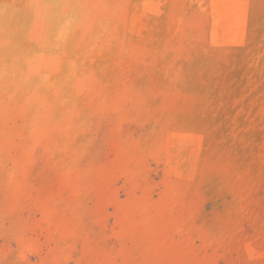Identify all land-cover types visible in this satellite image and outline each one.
Returning a JSON list of instances; mask_svg holds the SVG:
<instances>
[{"label":"rangeland","instance_id":"rangeland-1","mask_svg":"<svg viewBox=\"0 0 264 264\" xmlns=\"http://www.w3.org/2000/svg\"><path fill=\"white\" fill-rule=\"evenodd\" d=\"M82 2L24 85L0 0V264H264V0Z\"/></svg>","mask_w":264,"mask_h":264},{"label":"clouds","instance_id":"clouds-1","mask_svg":"<svg viewBox=\"0 0 264 264\" xmlns=\"http://www.w3.org/2000/svg\"><path fill=\"white\" fill-rule=\"evenodd\" d=\"M91 14L82 0H29L28 22L21 27V35L33 47L19 49L14 55V66L21 65L20 81L29 85L38 79L41 85L46 84L55 60L50 51L61 49L77 30L85 27Z\"/></svg>","mask_w":264,"mask_h":264},{"label":"bare ground","instance_id":"bare-ground-1","mask_svg":"<svg viewBox=\"0 0 264 264\" xmlns=\"http://www.w3.org/2000/svg\"><path fill=\"white\" fill-rule=\"evenodd\" d=\"M105 26V25H104ZM113 27H114V25H113ZM107 29V28H106ZM105 30H103V32H104ZM107 31V30H106ZM107 32H110V31H107ZM110 33H112V32H110ZM104 34H105V32H104ZM113 35H115V34H112L111 36H113ZM99 36V35H98ZM102 36V35H101ZM105 36H107V35H105ZM108 37V36H107ZM110 37V36H109ZM112 38V37H111ZM108 39V38H107ZM113 39H114V36H113ZM108 41V40H107ZM109 42V41H108ZM112 42H110V44H111ZM109 44V45H110ZM112 45V44H111ZM70 92V91H69ZM68 93V92H67ZM73 93V92H72ZM71 93V94H72ZM64 95V94H63ZM61 95H59V97H60Z\"/></svg>","mask_w":264,"mask_h":264}]
</instances>
